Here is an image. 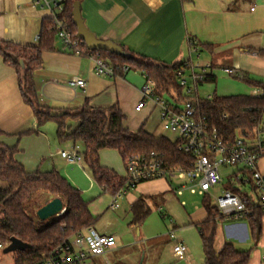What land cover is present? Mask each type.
<instances>
[{"label":"crops","instance_id":"crops-1","mask_svg":"<svg viewBox=\"0 0 264 264\" xmlns=\"http://www.w3.org/2000/svg\"><path fill=\"white\" fill-rule=\"evenodd\" d=\"M79 1L84 25L97 47L171 65L187 61L212 63L209 76L201 84L209 83L211 89L206 90L203 97L198 89L200 99L243 95L245 93L238 90L243 84L252 90L251 94L245 95L254 96L257 86H251L248 81L264 85V0ZM50 21L49 11L34 5L32 0H0V41L38 45L45 25ZM190 40L198 45L197 53L191 52ZM84 44L85 50H92ZM93 56L87 51L75 54L58 38L52 49H44L42 67L35 72L34 79L42 104L61 115L65 110L85 103L105 110L117 105L124 114V125L131 131L144 129L176 144L177 136L164 130L156 103L147 100L140 111L136 110L137 104L144 99L146 72L125 67L113 77L98 75ZM225 67L240 69L245 78L231 77L223 71ZM75 77L84 79L86 85L72 87L70 81ZM183 93L186 95L185 91ZM163 96L173 104L183 102L177 96ZM66 122L72 128L77 125L74 120ZM0 131V141L16 149L15 159L27 172L58 171L84 195V186L79 179L90 173L93 176L87 165L90 173L86 171L84 158L70 163L62 157L61 151L71 149L75 144L58 138L55 120L38 126L31 105L22 97L15 68L8 65L1 54ZM99 160L101 166L114 171L120 178L125 176V160L119 150L103 148L99 151ZM262 160L260 169L264 172ZM223 172L227 178L230 170ZM186 183L185 180L163 178L139 183L127 191L117 208L110 206L114 194L104 191L98 183L99 193L88 199L83 197L96 218L90 227L103 235H115L117 244L103 255L90 256L81 264H204L200 227L208 218L204 201L209 198L214 205V198L202 195L200 204L192 202L188 207L185 196L197 193L174 191L178 185ZM229 187L225 179L211 193L217 195L216 189L221 193ZM140 199L144 200L149 213L136 224L133 206ZM216 219V251L231 242L239 250L251 251L249 264L261 262L263 255L260 257L259 251L252 254L254 248H248L252 242L257 246L260 241L258 231L254 229L253 215L241 219L220 215ZM171 232L175 233V238L170 236ZM259 233L260 237L264 233V214ZM179 241L188 246L187 259L181 260L174 253V245ZM65 264L80 263L71 260Z\"/></svg>","mask_w":264,"mask_h":264},{"label":"trees","instance_id":"trees-1","mask_svg":"<svg viewBox=\"0 0 264 264\" xmlns=\"http://www.w3.org/2000/svg\"><path fill=\"white\" fill-rule=\"evenodd\" d=\"M74 1L76 0H67L65 16L70 30L77 37L72 14ZM57 38L50 21L46 23L38 45L24 46L0 41V54L8 65L15 68L22 97L31 105L38 126L55 120L60 140L81 144L84 161L104 191L115 194L121 187L123 178L101 166L99 151L103 148L119 150L125 161L130 156L155 151L170 166L190 165L192 156L179 151L177 144L166 137H155L144 129L137 132L128 129L124 125V114L117 105L105 110L85 103L81 107L65 110L60 116L53 115L55 111L42 104L34 79L35 72L42 67L43 50L52 49ZM85 51L108 61L118 71L125 67L143 69L154 80L155 90L162 96H177L182 101L191 98L184 95L177 79V70L185 66L186 62L171 65L104 49ZM248 84L263 86L254 81H248ZM200 109L224 138L231 141L240 131L253 127L264 117V96L215 95L211 99H200ZM68 119L74 120L77 125L69 127L66 122ZM15 153V148L0 141V242L6 244L12 237H16L28 243V249L14 252V264H34L67 241L71 235L94 225L96 218L91 214L89 203L83 198L81 190L58 171L27 172L16 161ZM55 197L63 200L64 213L45 221L40 220L37 210ZM204 205L208 211V218L200 227L204 264H249L251 251L239 250L231 242H226L220 251L215 250L216 218L220 217V213L209 198L205 199ZM133 213V222L136 224L147 217L149 210L143 199L134 204ZM263 214L261 210L253 214L254 229L257 231L260 230Z\"/></svg>","mask_w":264,"mask_h":264},{"label":"built area","instance_id":"built-area-1","mask_svg":"<svg viewBox=\"0 0 264 264\" xmlns=\"http://www.w3.org/2000/svg\"><path fill=\"white\" fill-rule=\"evenodd\" d=\"M34 5L46 8L52 21V28L63 46L81 55L85 53V44L70 30L65 8L67 0H32ZM192 53L199 51L193 40L189 41ZM93 56V55H92ZM95 72L98 75L113 77L118 74L115 66L108 61L93 56ZM213 68L210 62H186L177 70L179 85L188 98L182 104H173L164 96L155 92V82L147 75L143 88V97L136 110L140 111L151 100L159 107L160 118L164 130L177 136L179 151L192 156L189 166H170L160 153L151 151L130 156L125 161L126 174L119 190L113 195L111 207H119L120 200L127 191L139 183L153 179L185 180L178 185L175 192L182 194L185 190L214 198V205L220 215L227 219H241L253 215L255 211L264 212V172L260 162L264 159V118L253 127L244 129L231 141L212 125L208 117L201 112L199 86L207 79ZM127 69V67H126ZM223 71L231 77L244 79V73L235 67H225ZM72 87H84L86 81L75 77L70 81ZM256 96H264V85L255 89ZM210 98V97H208ZM80 144L71 149L61 151V155L70 163L83 160ZM228 174L229 188L220 194L213 195L211 190L225 181L224 170ZM170 236L175 238V233ZM8 243L0 242V250ZM115 235H103L94 228L88 227L77 232L72 240H67L49 251L34 264H65L68 261L83 263L90 256L103 255L108 249L115 247ZM175 255L187 259L188 246L183 242L174 245ZM258 264H264V255Z\"/></svg>","mask_w":264,"mask_h":264},{"label":"water","instance_id":"water-1","mask_svg":"<svg viewBox=\"0 0 264 264\" xmlns=\"http://www.w3.org/2000/svg\"><path fill=\"white\" fill-rule=\"evenodd\" d=\"M73 22L77 27V37L82 39L86 45L94 49H104L109 50L106 47H97L94 45V39L92 38L90 32L87 30L86 26L84 25V21L81 14V5L80 1L76 0L73 3ZM53 115H61V113H53ZM65 211L64 202L61 198L55 197L50 200L48 203L43 205L37 210V216L40 220H48L54 216L61 215ZM260 238L259 231L257 232V239ZM30 247L28 243L23 242L22 240L12 237L10 239L9 245L4 249L5 253L15 252V251H23Z\"/></svg>","mask_w":264,"mask_h":264},{"label":"rangeland","instance_id":"rangeland-1","mask_svg":"<svg viewBox=\"0 0 264 264\" xmlns=\"http://www.w3.org/2000/svg\"><path fill=\"white\" fill-rule=\"evenodd\" d=\"M244 85V84H243ZM240 85L239 86V92L240 93H245V94H251L252 90H250L249 88ZM209 89H211V87L209 86V83H206L204 85H201L199 90H200V95L203 97L204 96V92H206V90L208 91ZM218 94L221 93L220 90L217 91ZM80 147L82 148L81 144ZM80 148V150H81ZM263 161V160H262ZM261 161V164H262ZM264 164V163H263ZM86 166V164H85ZM86 171L89 172V169L86 166ZM87 176V177H86ZM85 177H83L82 179H79V182L82 184V186H84V191H83V197L85 198H90L91 196H94L95 194L100 192V188H99V184L97 183V181H95V179L93 178V176L91 175H86ZM89 178V179H87ZM226 181L228 180V178H225ZM92 183H94V187L92 186ZM91 185V186H90ZM220 193L219 190L216 189V194L218 195ZM186 201H189L188 207L192 204V202H196L197 204H200L202 202V198L203 196L199 193L197 194H187V196H185ZM190 198V199H188ZM212 201L214 202V199H212ZM187 207V208H188ZM248 248H254L252 251L253 253H256L259 251L260 253V257H262V255H264V233L261 235L260 237V241L259 244L257 246H255V242H252V245ZM0 264H14V252H10V253H5L4 249L0 250Z\"/></svg>","mask_w":264,"mask_h":264}]
</instances>
